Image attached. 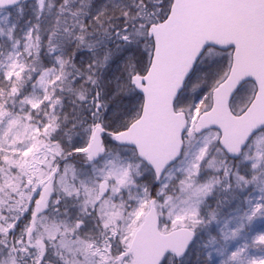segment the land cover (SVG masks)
<instances>
[{
	"label": "snow or ice",
	"instance_id": "1",
	"mask_svg": "<svg viewBox=\"0 0 264 264\" xmlns=\"http://www.w3.org/2000/svg\"><path fill=\"white\" fill-rule=\"evenodd\" d=\"M0 264H264V0H0Z\"/></svg>",
	"mask_w": 264,
	"mask_h": 264
}]
</instances>
